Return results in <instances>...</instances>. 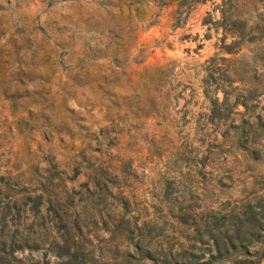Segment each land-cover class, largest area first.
<instances>
[{"label": "rangeland", "instance_id": "obj_1", "mask_svg": "<svg viewBox=\"0 0 264 264\" xmlns=\"http://www.w3.org/2000/svg\"><path fill=\"white\" fill-rule=\"evenodd\" d=\"M176 2L0 0V205L21 195L22 170L50 174L52 193L76 200L100 192L99 167L108 165L107 176L117 175L99 213L116 215L114 195L134 187L146 212L175 234L184 208L157 210L152 194L165 177L183 188L177 200L192 213L224 211L259 192L264 158L250 162L221 137L242 106L232 107L231 121L207 118L211 97L219 100L224 87L231 102L242 84L215 82L237 62L228 58L248 52L245 43L224 51L237 35L219 24L220 0ZM261 105L263 98L253 110ZM119 157L131 167L118 174ZM108 227L100 220L85 227L94 250L117 240Z\"/></svg>", "mask_w": 264, "mask_h": 264}, {"label": "trees", "instance_id": "obj_2", "mask_svg": "<svg viewBox=\"0 0 264 264\" xmlns=\"http://www.w3.org/2000/svg\"><path fill=\"white\" fill-rule=\"evenodd\" d=\"M176 1L178 5L186 2ZM257 1L219 2V24L237 35L225 45L224 51L237 52L243 41L248 52L241 51L228 58V62H237L230 64L215 82L216 85L223 81L227 85L232 81L242 83L232 101L227 100L228 90L221 88V84L222 97L210 98L207 113L210 121L215 118L224 123L227 118L233 119L228 117L230 113L238 112L232 110L233 106H242L238 121L227 123L221 137L222 141L226 139L227 147L241 150L250 162L264 158V110H253L259 99L264 100V9H257ZM256 66L263 70L259 77L250 72ZM205 79H213L211 72ZM118 159L121 162L118 174L131 167L129 157ZM107 166L99 167L102 174L96 185L100 192L76 200L66 193L53 194L50 174L40 178L23 176L26 171L22 170L16 179L21 195L7 198L0 205V264H264V186H258V193L224 211L209 207L192 213L189 203L181 206L177 200L183 188L177 187L173 178L165 177L160 184L153 185L156 209L162 203L167 206L166 212L175 203L178 209L184 208L176 219L181 226L172 227L176 233L170 234L165 230V220L146 212L143 202L136 198L134 187L114 195L116 215L104 217L99 213L107 204L105 194L111 193L107 183L113 182L117 175L108 177ZM132 171H126L127 175L132 176ZM261 174V170L254 172ZM98 220L102 225L108 223L111 238L117 237L104 252L89 246L85 229ZM33 251H38L40 256L32 255Z\"/></svg>", "mask_w": 264, "mask_h": 264}]
</instances>
